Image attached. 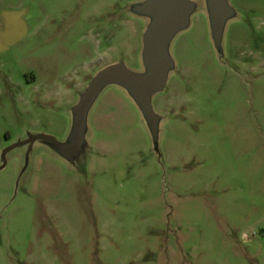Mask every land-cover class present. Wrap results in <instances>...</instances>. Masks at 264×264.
Here are the masks:
<instances>
[{"label": "rangeland", "instance_id": "374dc122", "mask_svg": "<svg viewBox=\"0 0 264 264\" xmlns=\"http://www.w3.org/2000/svg\"><path fill=\"white\" fill-rule=\"evenodd\" d=\"M140 0H0V151L64 141L91 76L140 70ZM171 38L152 139L107 83L67 159L42 138L0 168V264H264V0H227L221 53L204 0Z\"/></svg>", "mask_w": 264, "mask_h": 264}, {"label": "water", "instance_id": "95a60500", "mask_svg": "<svg viewBox=\"0 0 264 264\" xmlns=\"http://www.w3.org/2000/svg\"><path fill=\"white\" fill-rule=\"evenodd\" d=\"M209 35L215 50L221 53V37L225 22L235 11L227 0H204ZM193 8L191 0H140L131 3L129 11L147 18L141 33L140 70H132L122 61L108 63L98 69L78 94L70 107L68 135L64 141L46 133L28 134L24 139L6 145L0 151V168L5 163L9 149L27 144L35 139H45L61 156L71 159L81 150L86 130L88 110L99 92L107 83L123 87L140 112L145 125L155 138L158 116L153 112L150 97L161 90L168 71L173 67L168 45L173 35L188 23V14Z\"/></svg>", "mask_w": 264, "mask_h": 264}]
</instances>
